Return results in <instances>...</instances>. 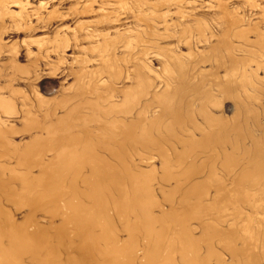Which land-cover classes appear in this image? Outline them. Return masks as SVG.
Listing matches in <instances>:
<instances>
[{
    "label": "bare ground",
    "instance_id": "1",
    "mask_svg": "<svg viewBox=\"0 0 264 264\" xmlns=\"http://www.w3.org/2000/svg\"><path fill=\"white\" fill-rule=\"evenodd\" d=\"M75 2L76 7L65 9L67 16H74L76 8L80 16L93 13L96 4L99 18L78 22L76 29L68 27L62 43L37 56L34 71L28 74V79L39 80L48 71L54 80L62 79V100L50 104L39 97L34 102L11 89L13 82H19L16 65L5 88L9 96L0 93V117L17 113L18 98L30 125L36 123L33 112L44 111L62 177L77 176L82 166H90L86 182L100 200L104 177L123 184L119 168L100 152L118 158L121 167L123 156L132 152L177 153L182 159L220 154L226 160L231 139L239 141L238 149L250 157L252 169L242 178L264 176V126L259 119L264 116V0H60L57 4ZM1 34L6 31L1 29ZM4 48L0 38V55ZM50 53L59 54L56 65ZM66 53L76 57L69 62ZM228 98L235 103L232 118H226ZM56 126L62 127L63 136ZM251 128L262 129L263 143ZM6 131L0 120V143ZM247 139L253 143L250 150ZM102 172L109 176H100ZM59 181L58 177L53 183ZM239 181L240 177L235 180ZM121 184H116L119 191L124 190ZM259 188L261 195L244 203L247 211L226 217V264H264V184ZM115 200V209L125 213V203ZM160 236L154 252L160 248ZM90 239L91 248L98 240L92 235ZM10 240L11 248L0 252L13 259L24 251L36 253L40 243L35 237L27 246L21 233H12ZM119 254L115 264L124 261ZM151 255V264H161L166 257L160 250Z\"/></svg>",
    "mask_w": 264,
    "mask_h": 264
},
{
    "label": "rangeland",
    "instance_id": "2",
    "mask_svg": "<svg viewBox=\"0 0 264 264\" xmlns=\"http://www.w3.org/2000/svg\"><path fill=\"white\" fill-rule=\"evenodd\" d=\"M59 1L0 0V38L5 46L0 55L3 96H9L5 88L10 86L11 68L16 65L19 82H13L11 89L23 92L34 102L39 97L50 104L62 100V79L54 80L48 71L39 80L31 74L28 79V74L34 71L37 56L46 55L62 43L68 27L76 29L78 22L97 21L100 13L95 12V4L93 13L80 16L76 8L75 15L69 17L65 9L76 7V2L58 6ZM1 29L6 34H1ZM66 54L69 62L76 57ZM57 58L58 53H50L52 64L56 65ZM234 104L233 98H228L226 118L233 117ZM21 107L18 98L17 113L0 117L7 130L0 143V249L12 245V233H21V238L31 241L26 242L27 246L34 243L35 237L40 243L36 253L24 251L17 259L0 252V264H78L80 260L84 264H115L119 253L124 258L120 264H151L150 255L159 250L166 253L161 264H226V217L247 211L244 203L257 199L261 195L259 186L264 184V176L260 180L253 175L242 178L252 165L250 157L238 149L239 141L236 144L231 139L226 144V160L220 154L211 159L206 155L182 159L177 153L132 152L123 156L122 168L118 158L100 152L119 168L123 184L114 183L124 190H117L118 186L107 180L108 173L102 172L100 176L108 178L104 177V189L98 190L102 192L99 200L86 182L91 167L82 166L77 176L62 177L56 168L57 145L50 142V133L45 129L50 124L42 115L44 111L33 112L37 114L36 123L30 125ZM57 114L62 117L63 110L59 108ZM259 119L263 127L264 116ZM57 128L63 136L62 127ZM261 130L250 129L257 140ZM252 146L247 139L246 149ZM58 177L60 181L54 184ZM238 177L242 181L235 182ZM114 199L122 200L128 210L118 212ZM158 233L161 245L154 252ZM91 235L98 242L90 248ZM120 247L128 251L120 252Z\"/></svg>",
    "mask_w": 264,
    "mask_h": 264
}]
</instances>
